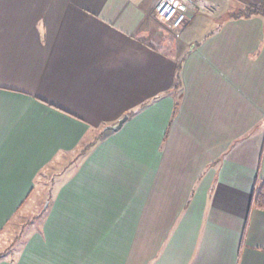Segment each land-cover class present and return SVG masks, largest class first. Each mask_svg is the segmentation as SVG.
<instances>
[{
	"label": "crops",
	"instance_id": "0c3cea01",
	"mask_svg": "<svg viewBox=\"0 0 264 264\" xmlns=\"http://www.w3.org/2000/svg\"><path fill=\"white\" fill-rule=\"evenodd\" d=\"M159 1L0 0V264H264V0Z\"/></svg>",
	"mask_w": 264,
	"mask_h": 264
},
{
	"label": "built area",
	"instance_id": "2783aa9c",
	"mask_svg": "<svg viewBox=\"0 0 264 264\" xmlns=\"http://www.w3.org/2000/svg\"><path fill=\"white\" fill-rule=\"evenodd\" d=\"M191 0H160L156 6V16L176 37L188 21Z\"/></svg>",
	"mask_w": 264,
	"mask_h": 264
},
{
	"label": "rangeland",
	"instance_id": "374dc122",
	"mask_svg": "<svg viewBox=\"0 0 264 264\" xmlns=\"http://www.w3.org/2000/svg\"><path fill=\"white\" fill-rule=\"evenodd\" d=\"M161 24L162 25H160V26L162 29V31H161L162 36H161V39H158L157 41L161 42L165 48L167 45L173 46L174 40L177 39L178 37H176L171 32H169V33L166 32L167 27L163 23H161ZM164 36H165V38H164ZM166 37H169V38H166ZM52 170H54V169H52ZM48 171H51V170H48ZM31 202L32 201H30V203ZM31 218L32 217H30V216L29 217H22V216L20 217V215L17 214L12 221V227H11L12 232H10V233H9V231L3 232V234H2L3 236L1 237L2 239L12 240L13 243L15 242L14 244H12V247H14V250H15L16 246H19L18 241L25 240L27 231H30V230H26L24 232V230L21 228V226L25 225L26 220L27 221L29 220V223H30ZM27 227H28V229H31L30 225H28Z\"/></svg>",
	"mask_w": 264,
	"mask_h": 264
},
{
	"label": "trees",
	"instance_id": "16d2710c",
	"mask_svg": "<svg viewBox=\"0 0 264 264\" xmlns=\"http://www.w3.org/2000/svg\"><path fill=\"white\" fill-rule=\"evenodd\" d=\"M252 204L264 209V180H256L252 191Z\"/></svg>",
	"mask_w": 264,
	"mask_h": 264
},
{
	"label": "water",
	"instance_id": "95a60500",
	"mask_svg": "<svg viewBox=\"0 0 264 264\" xmlns=\"http://www.w3.org/2000/svg\"><path fill=\"white\" fill-rule=\"evenodd\" d=\"M127 117H128L127 115L124 116L123 119H121L119 121V123L115 127H111V128H118V127H120L124 123V121L127 119Z\"/></svg>",
	"mask_w": 264,
	"mask_h": 264
}]
</instances>
